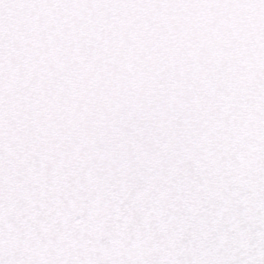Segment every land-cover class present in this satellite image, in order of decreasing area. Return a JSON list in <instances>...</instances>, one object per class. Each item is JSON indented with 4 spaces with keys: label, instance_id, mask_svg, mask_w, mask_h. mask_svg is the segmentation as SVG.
Listing matches in <instances>:
<instances>
[{
    "label": "snow or ice",
    "instance_id": "obj_1",
    "mask_svg": "<svg viewBox=\"0 0 264 264\" xmlns=\"http://www.w3.org/2000/svg\"><path fill=\"white\" fill-rule=\"evenodd\" d=\"M0 264H264V0H0Z\"/></svg>",
    "mask_w": 264,
    "mask_h": 264
}]
</instances>
